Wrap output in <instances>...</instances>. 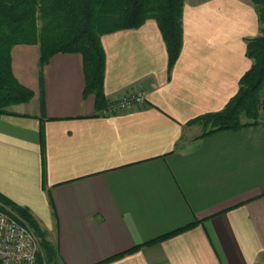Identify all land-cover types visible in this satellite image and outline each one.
<instances>
[{"label":"crops","instance_id":"0c3cea01","mask_svg":"<svg viewBox=\"0 0 264 264\" xmlns=\"http://www.w3.org/2000/svg\"><path fill=\"white\" fill-rule=\"evenodd\" d=\"M183 28L172 71L155 20L102 37L106 99L147 96L111 117L85 95L81 55L41 70L39 46L12 50L34 98L0 115V195L49 232L60 263L264 264V126L200 140L190 126L238 94L258 15L251 0H188Z\"/></svg>","mask_w":264,"mask_h":264},{"label":"trees","instance_id":"16d2710c","mask_svg":"<svg viewBox=\"0 0 264 264\" xmlns=\"http://www.w3.org/2000/svg\"><path fill=\"white\" fill-rule=\"evenodd\" d=\"M187 1L0 0V115H15L9 112L10 108L28 104L34 98V93L21 85L13 73L12 50L17 46H39L41 70L57 54L81 55L86 75L85 95L96 96L99 113L110 103L104 93V35L122 30H138L148 20H155L165 40L169 70L172 71L183 50V19ZM251 2L258 15L259 24L264 26V0ZM39 23H42L41 27ZM246 56L253 62V66L241 79L238 94L223 111L204 115L190 123V126H200L203 129V133L196 140L219 132L239 131L261 124L264 126V29L260 36L247 41ZM43 158L45 162V156ZM0 206L10 209L12 215L23 219L41 238L42 254L39 263L42 264L41 259H44L47 264H57L58 250L47 241L46 233L39 227L32 213L2 195ZM193 226L180 229L144 246L160 243Z\"/></svg>","mask_w":264,"mask_h":264},{"label":"built area","instance_id":"2783aa9c","mask_svg":"<svg viewBox=\"0 0 264 264\" xmlns=\"http://www.w3.org/2000/svg\"><path fill=\"white\" fill-rule=\"evenodd\" d=\"M146 101L147 96L141 92L124 95L110 101L108 107L100 114L103 117H111L130 113L134 109H142ZM38 255L39 243L35 233L17 217L0 208V263L40 264Z\"/></svg>","mask_w":264,"mask_h":264},{"label":"rangeland","instance_id":"374dc122","mask_svg":"<svg viewBox=\"0 0 264 264\" xmlns=\"http://www.w3.org/2000/svg\"><path fill=\"white\" fill-rule=\"evenodd\" d=\"M194 1H198V0H194ZM199 1H204V0H199ZM39 26L41 27L42 26V23H39ZM264 29V26H261L260 25V30H259V36L261 35V30H263ZM261 119H262V114H261ZM244 121L246 122V120L244 119ZM199 128H200V130H199V133L200 134H202L203 133V129H202V127H200V126H198ZM0 208L2 209V210H6L7 212H9V214H11L12 215V213H11V211H10V209H8V208H6V207H3V206H0ZM14 216V215H13ZM22 223H24L25 225H27L26 223H25V221H23V219H20L19 217H17ZM35 218V217H34ZM36 219V218H35ZM36 221H37V219H36ZM37 223H38V225H39V227L42 229V231H44L45 233H46V239H47V241L49 242V243H51V240H50V238H49V232L47 231V230H45L42 226H41V224L39 223V221H37ZM28 226V225H27ZM29 227V226H28ZM30 228V227H29ZM31 229V228H30ZM33 230V229H32ZM34 231V230H33ZM36 234V233H35ZM36 236H37V234H36ZM37 239H38V243H39V255H38V260L41 258V255L40 254H42V248H41V238H39L38 236H37ZM52 244V243H51ZM53 245V244H52ZM54 246V245H53ZM55 247V246H54ZM56 248V247H55ZM42 261L41 262H45V260L44 259H41ZM58 263H60L59 261H58Z\"/></svg>","mask_w":264,"mask_h":264}]
</instances>
